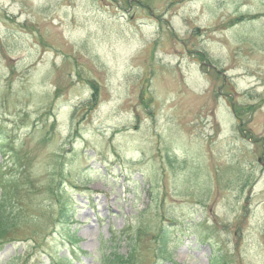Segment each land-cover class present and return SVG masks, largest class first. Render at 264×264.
<instances>
[{"label":"rangeland","instance_id":"obj_1","mask_svg":"<svg viewBox=\"0 0 264 264\" xmlns=\"http://www.w3.org/2000/svg\"><path fill=\"white\" fill-rule=\"evenodd\" d=\"M1 201L0 264H264V0H0Z\"/></svg>","mask_w":264,"mask_h":264},{"label":"trees","instance_id":"obj_2","mask_svg":"<svg viewBox=\"0 0 264 264\" xmlns=\"http://www.w3.org/2000/svg\"><path fill=\"white\" fill-rule=\"evenodd\" d=\"M2 192H4V191L2 190ZM1 205H3V202L2 201L0 202V207H1ZM12 212H14V210ZM12 212H5L4 215H3V213H1V216H5L6 214L12 213ZM12 216L13 215L11 214V218H10L11 220H12ZM3 223H0V227H1V224L3 225ZM103 259H104V264H123V262H121L118 258H112V260H111L110 258H105L104 257Z\"/></svg>","mask_w":264,"mask_h":264}]
</instances>
